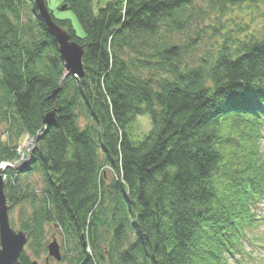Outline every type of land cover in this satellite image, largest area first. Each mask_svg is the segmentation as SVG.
Masks as SVG:
<instances>
[{"label": "trees", "instance_id": "trees-1", "mask_svg": "<svg viewBox=\"0 0 264 264\" xmlns=\"http://www.w3.org/2000/svg\"><path fill=\"white\" fill-rule=\"evenodd\" d=\"M61 1L82 29L50 11L84 48L77 78L33 0H0V163L41 131L60 89L28 164L6 169L7 203L30 206L20 224L30 251L45 253L53 225L67 264H248L244 244L264 248V234L249 235L264 223V0H212L258 8L262 27L199 65L172 41L194 0ZM141 116L150 129L135 143L128 130ZM20 261L33 264L24 252Z\"/></svg>", "mask_w": 264, "mask_h": 264}, {"label": "rangeland", "instance_id": "rangeland-1", "mask_svg": "<svg viewBox=\"0 0 264 264\" xmlns=\"http://www.w3.org/2000/svg\"><path fill=\"white\" fill-rule=\"evenodd\" d=\"M100 6H104L106 3L112 0H97ZM48 9L53 12L56 20L67 19L70 21L72 27L75 29L78 36L82 35V29L71 10H61L63 6L61 0H47ZM256 7H249L243 5L241 7H220L217 6L212 0H194L193 8L190 10L189 22L185 25V29L182 33L173 32L172 41L179 47L184 53V57L187 62L195 65L202 64L204 61L209 64L216 56L219 48L224 42L230 39H242L247 35H257L261 31L262 22L260 18V12L257 11ZM6 124L0 122V140L5 141L7 137ZM150 129V122L148 116L138 117L133 124L129 127L128 132L130 133L132 141L135 143L141 142L143 137L147 134ZM264 135V130L261 131ZM15 142H12L10 146H14ZM17 147V146H16ZM20 152H17V158L12 161H2V163H10L13 167L23 166L29 162L30 154L33 149L30 145L23 148V140L19 143ZM259 149L264 154V137L262 138ZM19 150V148H18ZM8 169V168H7ZM9 170V169H8ZM4 172V171H3ZM4 184L8 180H14L13 175L9 177L6 171L2 174ZM110 179L109 173L104 174ZM29 181L34 190L36 196L40 195L42 189V178L39 174H30ZM106 181V180H105ZM108 181V180H107ZM23 186V180L21 181ZM5 189V187H4ZM5 192V190H4ZM8 204V203H7ZM9 222L10 227L14 231H20L21 220L23 214H28L30 206L27 203L18 204L17 206L11 207L9 204ZM257 213L264 215V203H261L257 207ZM254 234H264V223L258 226L254 232H249L250 236ZM44 244L46 251L40 256H35L33 252L28 248V237L27 244L24 246V254L33 264H67L63 260V255L66 251L64 248V237L61 233L60 228L53 225H46L44 227ZM56 239L59 246L62 261L57 262L53 258H49L47 255V245ZM246 250L252 251L254 258L247 261L248 264H264V248L262 246H254L246 242L244 244ZM89 251V249H87ZM22 252V253H23ZM246 264V263H245Z\"/></svg>", "mask_w": 264, "mask_h": 264}, {"label": "water", "instance_id": "water-1", "mask_svg": "<svg viewBox=\"0 0 264 264\" xmlns=\"http://www.w3.org/2000/svg\"><path fill=\"white\" fill-rule=\"evenodd\" d=\"M35 8L38 12V18L45 25L46 30L54 39L57 45L59 57L64 63V68L67 74L83 75L82 57L84 48L75 41L71 40V36L61 26H59L52 18L47 10L45 0H33ZM66 5L61 7V10L66 9ZM60 89H56L48 98L51 102L52 109L43 113L41 124L46 128L54 125L56 115L60 111L58 103V94ZM4 181L0 170V264H22L20 256L27 244V235L22 231H14L10 227L9 222V206L6 201L4 192ZM47 255L57 262L62 261L59 246L56 239L47 245Z\"/></svg>", "mask_w": 264, "mask_h": 264}, {"label": "built area", "instance_id": "built-area-1", "mask_svg": "<svg viewBox=\"0 0 264 264\" xmlns=\"http://www.w3.org/2000/svg\"><path fill=\"white\" fill-rule=\"evenodd\" d=\"M34 144H35V137L30 136L28 134H25L23 136V148L28 146V145H30L32 148V147H34ZM18 148H19V150L17 149V152H20L21 148L20 147H18ZM0 167L5 170L6 167H13V166L10 163H2Z\"/></svg>", "mask_w": 264, "mask_h": 264}, {"label": "bare ground", "instance_id": "bare-ground-1", "mask_svg": "<svg viewBox=\"0 0 264 264\" xmlns=\"http://www.w3.org/2000/svg\"><path fill=\"white\" fill-rule=\"evenodd\" d=\"M45 3H46V1H45ZM46 7H47V10H48L49 13H50V10L48 9V5H47V3H46ZM37 14H38V12H37ZM50 14H51V13H50ZM21 140H23V136L21 137L20 141H21ZM18 167H20V166L11 167V169L16 170Z\"/></svg>", "mask_w": 264, "mask_h": 264}]
</instances>
